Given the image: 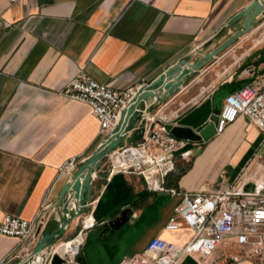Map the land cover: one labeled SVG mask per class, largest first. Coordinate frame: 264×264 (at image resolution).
<instances>
[{
	"label": "crops",
	"instance_id": "1",
	"mask_svg": "<svg viewBox=\"0 0 264 264\" xmlns=\"http://www.w3.org/2000/svg\"><path fill=\"white\" fill-rule=\"evenodd\" d=\"M249 1L0 0V218L8 214L31 220L45 206L52 212L38 238L58 227L55 210L61 206L57 201L63 185L104 139L89 107L61 93L76 73L116 90L142 86L179 59L190 56L191 63L221 43L228 19ZM221 56L188 75L186 83L149 115L155 112L175 121L209 97L214 118L226 94L247 83L264 82V40L236 66V78L202 84ZM185 142L164 178V186L179 193L235 187L255 179L264 162V137L243 116L220 135ZM184 148L190 155L180 158ZM71 158L75 168L62 169ZM89 183L83 212L46 250L70 239L88 214L94 223L85 232L75 264H125L128 257L143 252L151 237L175 244L190 238L183 225L173 231L163 228L179 196L148 190L134 173L108 174L104 158ZM69 205L74 207L73 202ZM125 208L130 209L127 221L109 227L108 221ZM36 241L27 244L0 235V264H21ZM235 254V248L218 245L206 262L264 264L258 258L233 261L229 257Z\"/></svg>",
	"mask_w": 264,
	"mask_h": 264
},
{
	"label": "built area",
	"instance_id": "2",
	"mask_svg": "<svg viewBox=\"0 0 264 264\" xmlns=\"http://www.w3.org/2000/svg\"><path fill=\"white\" fill-rule=\"evenodd\" d=\"M15 1L6 0L9 4ZM140 87L116 90L78 72L66 83L61 93L68 100L89 107L97 121L98 132L105 138L118 122L120 111ZM238 116L245 117L264 137V82L244 84L224 96L213 124V135H220ZM173 122L155 112L148 114L139 142L118 147L104 157L108 174L134 173L142 177L148 190L179 196L173 215L163 228L173 231L183 225L191 232L190 238L182 244L151 237L143 252L139 256L128 257L125 264H179L185 256H190L196 264H207V257L218 245L237 250V254L229 255L233 261L258 258L264 262V162L255 179H245L235 187L229 186L220 191L179 193L173 188H166L164 178L174 168L175 153L186 144L185 140L177 139L166 128L165 124ZM178 155L187 158L190 149L184 148ZM75 166L76 161L71 158L61 168L71 171ZM246 182L252 184L251 190H244ZM69 204H66V208L71 211L70 208L74 207ZM47 208L41 207L31 220L3 215L0 218V235L15 237L27 244L34 243L50 215L49 211L52 212ZM55 214L65 216L64 207H57ZM93 223L91 215H85L70 239L58 242L53 249L43 250L42 264H48L52 253L65 263L73 262L86 230ZM61 244H67L69 249L58 251Z\"/></svg>",
	"mask_w": 264,
	"mask_h": 264
},
{
	"label": "water",
	"instance_id": "3",
	"mask_svg": "<svg viewBox=\"0 0 264 264\" xmlns=\"http://www.w3.org/2000/svg\"><path fill=\"white\" fill-rule=\"evenodd\" d=\"M264 15V0H250L239 12L228 19L227 24L241 20V25L221 43L195 61L189 63L190 56L179 59L174 65L164 70L158 77L142 85L135 96L120 111L119 120L103 141L97 146L91 155L82 161L72 172L69 179L63 185L57 204L64 207L65 216L60 217V223L55 230L48 231L40 236L27 258L21 264H42L44 261L43 250L49 243L59 236L68 222L84 210V204L89 200L90 175L99 166L105 155L112 150L127 144H135L142 138L143 125L147 114L155 110L168 97L174 95L179 86L186 83V77L192 72L199 71L207 65L211 59L219 55L238 37L250 32L258 16ZM149 102L145 105V101ZM216 117L211 115L210 98H204L199 104L188 112L178 117L173 123L165 124L170 134L177 139L188 142L206 141L213 136V124ZM252 184L244 185V190H251ZM74 203L73 211L66 208V204ZM130 209L125 208L119 215L108 221L111 228H118L128 219ZM48 264H75L65 263L57 254L50 255ZM179 264H196L190 256H185Z\"/></svg>",
	"mask_w": 264,
	"mask_h": 264
},
{
	"label": "rangeland",
	"instance_id": "4",
	"mask_svg": "<svg viewBox=\"0 0 264 264\" xmlns=\"http://www.w3.org/2000/svg\"><path fill=\"white\" fill-rule=\"evenodd\" d=\"M240 25L241 20H236L231 23L224 29L223 38L225 39ZM252 29H254L253 32L250 31L238 37L234 40V42L231 43L230 46L221 52L223 53V56L215 60L211 70L204 77L202 84H217L224 78L226 79L231 75V79L236 78V66L241 63L255 48L257 49V47H259L264 40V15L258 16V20ZM246 177H250V175H247ZM251 179H254V177H251ZM218 181H220V179H218Z\"/></svg>",
	"mask_w": 264,
	"mask_h": 264
},
{
	"label": "bare ground",
	"instance_id": "5",
	"mask_svg": "<svg viewBox=\"0 0 264 264\" xmlns=\"http://www.w3.org/2000/svg\"><path fill=\"white\" fill-rule=\"evenodd\" d=\"M68 247L69 246L67 244H61V246L58 247L57 250L60 251V252H62L64 250H66V249H69Z\"/></svg>",
	"mask_w": 264,
	"mask_h": 264
}]
</instances>
